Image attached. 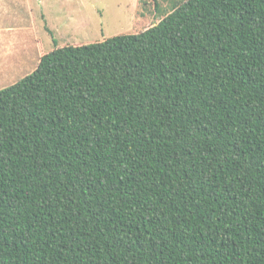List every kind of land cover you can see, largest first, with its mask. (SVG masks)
<instances>
[{
	"label": "trees",
	"instance_id": "obj_1",
	"mask_svg": "<svg viewBox=\"0 0 264 264\" xmlns=\"http://www.w3.org/2000/svg\"><path fill=\"white\" fill-rule=\"evenodd\" d=\"M0 264H264V0H182L0 89Z\"/></svg>",
	"mask_w": 264,
	"mask_h": 264
},
{
	"label": "rangeland",
	"instance_id": "obj_2",
	"mask_svg": "<svg viewBox=\"0 0 264 264\" xmlns=\"http://www.w3.org/2000/svg\"><path fill=\"white\" fill-rule=\"evenodd\" d=\"M182 0H0V23L28 41L26 58L13 75L0 81L9 87L38 66L56 48L83 46L134 34L158 23ZM28 18V19H26ZM19 30V31H18Z\"/></svg>",
	"mask_w": 264,
	"mask_h": 264
},
{
	"label": "crops",
	"instance_id": "obj_3",
	"mask_svg": "<svg viewBox=\"0 0 264 264\" xmlns=\"http://www.w3.org/2000/svg\"><path fill=\"white\" fill-rule=\"evenodd\" d=\"M29 47L26 39L19 41L18 34L11 27L0 23V81L13 75L16 67L25 61L23 55Z\"/></svg>",
	"mask_w": 264,
	"mask_h": 264
}]
</instances>
